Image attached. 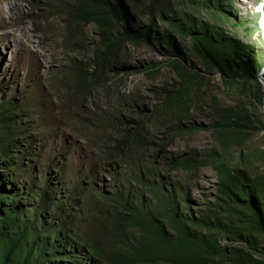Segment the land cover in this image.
Returning <instances> with one entry per match:
<instances>
[{
  "label": "rangeland",
  "instance_id": "rangeland-1",
  "mask_svg": "<svg viewBox=\"0 0 264 264\" xmlns=\"http://www.w3.org/2000/svg\"><path fill=\"white\" fill-rule=\"evenodd\" d=\"M0 264H264V0H0Z\"/></svg>",
  "mask_w": 264,
  "mask_h": 264
},
{
  "label": "trees",
  "instance_id": "trees-1",
  "mask_svg": "<svg viewBox=\"0 0 264 264\" xmlns=\"http://www.w3.org/2000/svg\"><path fill=\"white\" fill-rule=\"evenodd\" d=\"M230 61H237V58L235 55H232L230 57H228Z\"/></svg>",
  "mask_w": 264,
  "mask_h": 264
}]
</instances>
